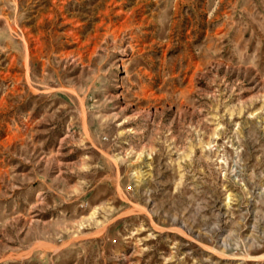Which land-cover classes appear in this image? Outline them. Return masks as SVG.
I'll list each match as a JSON object with an SVG mask.
<instances>
[{
  "label": "rangeland",
  "instance_id": "obj_1",
  "mask_svg": "<svg viewBox=\"0 0 264 264\" xmlns=\"http://www.w3.org/2000/svg\"><path fill=\"white\" fill-rule=\"evenodd\" d=\"M0 264H264V0H0Z\"/></svg>",
  "mask_w": 264,
  "mask_h": 264
}]
</instances>
